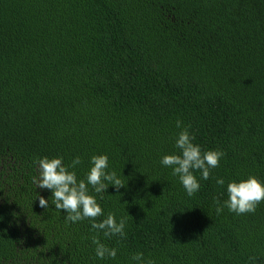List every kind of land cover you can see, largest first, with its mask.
<instances>
[{"label": "trees", "instance_id": "1", "mask_svg": "<svg viewBox=\"0 0 264 264\" xmlns=\"http://www.w3.org/2000/svg\"><path fill=\"white\" fill-rule=\"evenodd\" d=\"M0 264H264V0H0Z\"/></svg>", "mask_w": 264, "mask_h": 264}]
</instances>
